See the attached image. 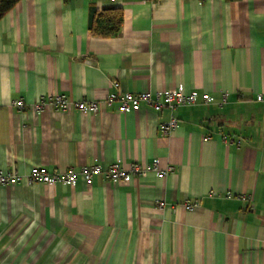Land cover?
Returning <instances> with one entry per match:
<instances>
[{
    "label": "crops",
    "instance_id": "crops-1",
    "mask_svg": "<svg viewBox=\"0 0 264 264\" xmlns=\"http://www.w3.org/2000/svg\"><path fill=\"white\" fill-rule=\"evenodd\" d=\"M114 7L120 34L95 36L93 15ZM114 82L198 100L121 113L103 103ZM61 93L101 110H57ZM154 161L174 170L26 178L37 165ZM0 169L23 175L0 182V264H264V0H20L0 20Z\"/></svg>",
    "mask_w": 264,
    "mask_h": 264
},
{
    "label": "built area",
    "instance_id": "built-area-1",
    "mask_svg": "<svg viewBox=\"0 0 264 264\" xmlns=\"http://www.w3.org/2000/svg\"><path fill=\"white\" fill-rule=\"evenodd\" d=\"M148 2H156L157 0H146ZM116 91L110 92L104 99V105L112 106L115 102H119L118 111L125 113L129 110H138L150 108L157 112L162 111L165 107H169L172 111L181 105L194 104L198 100L197 92H187L185 87L180 85L173 90H167L163 93L154 95L151 91L145 90L141 92L126 91L121 92L119 82H114ZM261 99L262 96L260 95ZM205 104L213 100L209 92L202 95ZM20 109L26 107V102L20 99L15 102ZM48 104L57 110L67 111L76 108L80 112L97 113L101 110L102 104L96 100L76 101L69 98L65 93L55 94L49 99ZM46 102L41 99L32 104L30 107L36 111L44 109ZM179 127V120L172 115L170 120L162 124V130L165 133H171L175 128ZM174 170V166H168L165 169L159 167L157 161L152 164L134 163L129 170L125 169L120 162L110 164L106 167L101 164H84L79 167H70L66 170L60 168L49 169L43 165L34 166L26 175L30 183L45 182L49 184H76L80 179L87 183H92L96 175H103L107 180L119 182L121 180L129 181L133 175L145 176L154 173L158 177L167 175ZM23 175L15 170L0 169V182L3 185L18 184L22 181ZM230 196V195H229ZM247 198V197H246ZM249 198V197H248ZM163 205V202H159ZM185 207L188 210H194L198 207L196 202L187 201Z\"/></svg>",
    "mask_w": 264,
    "mask_h": 264
},
{
    "label": "trees",
    "instance_id": "trees-1",
    "mask_svg": "<svg viewBox=\"0 0 264 264\" xmlns=\"http://www.w3.org/2000/svg\"><path fill=\"white\" fill-rule=\"evenodd\" d=\"M20 0H0V20L12 10ZM123 23L121 8H107L91 19V30L95 36L110 38L118 36Z\"/></svg>",
    "mask_w": 264,
    "mask_h": 264
}]
</instances>
